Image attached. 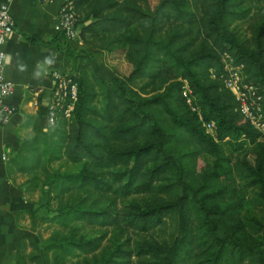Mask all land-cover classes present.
Listing matches in <instances>:
<instances>
[{
	"label": "trees",
	"instance_id": "trees-1",
	"mask_svg": "<svg viewBox=\"0 0 264 264\" xmlns=\"http://www.w3.org/2000/svg\"><path fill=\"white\" fill-rule=\"evenodd\" d=\"M246 1L255 2V14L242 9ZM74 6L81 43L94 52L69 49L78 59L69 70L78 84L73 110L68 117L57 111L46 131L40 110L26 115L15 128L20 145L5 164L6 174L26 176L23 190L32 203L30 196L45 194L53 210L43 217L22 207L30 230L50 221L68 233L42 245L21 234L13 264H66L73 257L81 264H130L124 241L106 252L107 232L84 227L148 231L168 213L178 217L176 235L145 243L149 249L136 252L146 255L139 264H264L263 224L245 212L234 176H251L264 197V146L257 140L263 132L240 113L220 76L228 53L243 64L244 81L259 87L264 114V0H74ZM60 39L56 34L51 43L65 50ZM199 39L212 48L199 51ZM93 53L113 69L112 78L95 72ZM112 57L123 59L121 72ZM182 78L201 118L181 94ZM210 120L214 136L203 126ZM64 161L78 170L58 171Z\"/></svg>",
	"mask_w": 264,
	"mask_h": 264
},
{
	"label": "crops",
	"instance_id": "crops-1",
	"mask_svg": "<svg viewBox=\"0 0 264 264\" xmlns=\"http://www.w3.org/2000/svg\"><path fill=\"white\" fill-rule=\"evenodd\" d=\"M3 1L8 3L15 21L13 32L3 44L7 53L4 72L13 81L14 90L1 99L14 103L17 110L6 123L0 124V264H13L19 237L27 231V221L20 216L19 211L22 207L33 205L23 190L22 180L26 176L20 172L9 175L5 172L8 155L20 145L21 139L15 128L25 120L26 115L40 110V121L43 131H46L43 111L51 97V72L54 68L74 70L78 59L71 51L60 50L51 43L56 37L53 25L60 0H0ZM23 33L33 36L37 41H29ZM74 44H81L86 51L94 52L92 46ZM48 60L52 63L47 64ZM90 64L101 78L113 76L100 53L91 55ZM21 133L27 136L31 133L30 127L24 126Z\"/></svg>",
	"mask_w": 264,
	"mask_h": 264
},
{
	"label": "built area",
	"instance_id": "built-area-1",
	"mask_svg": "<svg viewBox=\"0 0 264 264\" xmlns=\"http://www.w3.org/2000/svg\"><path fill=\"white\" fill-rule=\"evenodd\" d=\"M79 13L74 6V0H60V4L54 19V30L64 41L70 43H81ZM15 27L14 18L9 10L8 3L0 2V124L6 123L17 110V106L12 102L1 99L14 90V83L5 76L4 68L7 53L3 48L6 38L13 32ZM225 63L223 72L224 85L234 94L238 101V110L250 122L253 128L264 130V114L262 107V94L259 87L244 81L243 64H235L228 53L224 54ZM210 74L215 77V72L210 68ZM53 86L49 102L45 105V118L47 124L52 123L57 118V111L62 110L64 116L68 117L73 110L77 97V81L63 68H54L51 72ZM181 94L189 108L197 112L200 116V107L196 102V97L192 92L187 80L182 78ZM205 131L214 136L213 120L204 121ZM3 158L5 155L2 156Z\"/></svg>",
	"mask_w": 264,
	"mask_h": 264
},
{
	"label": "rangeland",
	"instance_id": "rangeland-1",
	"mask_svg": "<svg viewBox=\"0 0 264 264\" xmlns=\"http://www.w3.org/2000/svg\"><path fill=\"white\" fill-rule=\"evenodd\" d=\"M254 4H253V1H246L242 5V9L245 12L255 14L256 5ZM229 20H231V18L225 19V21H229ZM245 21L246 20H238V21L232 20L231 23L232 24L235 23V24H238L239 27H243L246 24ZM176 26L179 27L178 24ZM60 40L62 42L60 44V47H62L65 50H69V49L70 50L73 49L75 51L85 50L81 44L77 46L68 41H64L62 39ZM197 43H198L199 51L201 50L206 51L211 47L209 44L207 45L206 43H204L202 39H199ZM110 62H111V65L113 64V67L117 69L116 72L118 71L121 72L123 70L124 61L122 58L112 57L110 59ZM224 63H225V60H224ZM106 67L110 70V72L114 76L115 72L113 71V69H111V67L107 65ZM209 72H210V68H209ZM102 87H103L102 84H99L98 90L101 92L104 90V88ZM261 132L263 133H261V135L257 138V140H259V142L262 143V145L264 146V130H261ZM208 160L209 162L214 163L213 158L208 157ZM77 170H78V166L76 164H72L67 161H64L59 166L58 171L74 172ZM234 176H235L236 183H237V186L240 192L245 197V208H244L245 212L249 213L251 216H254L258 220H260L264 228V197H262L259 193L260 189H259L258 184L254 181V179L251 176L245 175L243 173L235 172ZM22 182H24L25 184V180H22ZM30 197L34 200L32 209H36L37 216L47 217L52 213L53 210L48 209L46 206V203H45L46 195L45 194L41 196L39 195L37 196V194L35 193ZM128 199L130 200L131 196H128L120 201H125ZM24 219L27 221L26 222L27 231L25 232L31 233L41 245L44 244L49 239H55L58 241L59 240L62 241V237H63L62 235L68 233L66 229H61L60 226L50 221L40 222L36 230H30L28 215ZM177 229H178V217L174 213L164 214L159 226L155 229L148 230V231L133 230L132 228L127 227L125 225H121V224L103 226V227L95 226V225L93 226L86 225L84 227V231L89 230L91 234L102 232V231L107 232L106 239L104 240V243H103L104 251L106 252L109 251V249L113 250L117 243L124 241L126 243V248H130V254L128 255L130 258V264H139L138 259L146 256V255H138L136 253L137 251L141 252V251L149 249L148 244H145V243H152V244L158 243L159 244L162 242L164 243L170 242L173 239V237L176 235ZM263 234L264 233H261L260 235L262 236ZM140 244H145V245L140 246ZM68 260L69 261L66 264H81V262L79 261L80 260L79 257L69 258Z\"/></svg>",
	"mask_w": 264,
	"mask_h": 264
},
{
	"label": "clouds",
	"instance_id": "clouds-1",
	"mask_svg": "<svg viewBox=\"0 0 264 264\" xmlns=\"http://www.w3.org/2000/svg\"><path fill=\"white\" fill-rule=\"evenodd\" d=\"M46 63H47V64H51V63H52V61H51V60H48V61H46Z\"/></svg>",
	"mask_w": 264,
	"mask_h": 264
},
{
	"label": "water",
	"instance_id": "water-1",
	"mask_svg": "<svg viewBox=\"0 0 264 264\" xmlns=\"http://www.w3.org/2000/svg\"><path fill=\"white\" fill-rule=\"evenodd\" d=\"M90 20L88 19L86 22H89Z\"/></svg>",
	"mask_w": 264,
	"mask_h": 264
}]
</instances>
